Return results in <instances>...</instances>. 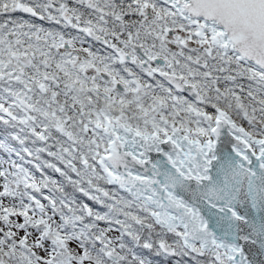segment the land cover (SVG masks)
<instances>
[{
    "label": "snow or ice",
    "instance_id": "1",
    "mask_svg": "<svg viewBox=\"0 0 264 264\" xmlns=\"http://www.w3.org/2000/svg\"><path fill=\"white\" fill-rule=\"evenodd\" d=\"M0 264H264V0H0Z\"/></svg>",
    "mask_w": 264,
    "mask_h": 264
}]
</instances>
